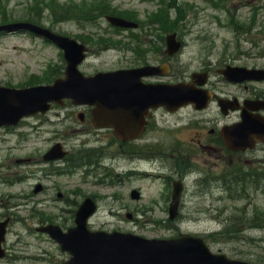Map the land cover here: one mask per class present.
<instances>
[{"label":"rangeland","instance_id":"1","mask_svg":"<svg viewBox=\"0 0 264 264\" xmlns=\"http://www.w3.org/2000/svg\"><path fill=\"white\" fill-rule=\"evenodd\" d=\"M64 1V0H62ZM78 2L80 0H77ZM114 4L122 5L124 7H134L139 9L140 12L143 13V10L147 9L148 5L146 2H142V0H112ZM190 2V0H188ZM31 0H12L9 4V17L10 18H21L24 19L26 17L31 16L29 13L26 14V7H29ZM152 7H149L151 9ZM147 11V10H146ZM249 11L246 9L242 16H239L240 19L245 20L248 17ZM241 15V14H240ZM46 24L52 23L51 18L49 16L44 17L43 19ZM207 20L200 18L197 21V25L194 28H199L202 25H205ZM91 28V25H89ZM102 27H106L102 24ZM55 29L76 36L81 29L78 27L77 22L75 21H66L63 24H55ZM214 33L218 36L217 46L219 49H223V41L219 40V36L221 34L226 35L223 28L216 29L214 27ZM195 45L194 47H196ZM95 53V50L94 52ZM56 61L57 67L62 66L61 63L62 57L60 52L52 47L49 44L44 43L41 39L32 38L29 35L25 34H10L4 35L0 37V83H6L8 81L17 84L24 81L31 73H40L45 69V65L48 61ZM119 64V53L115 48H109L105 51H102L100 54H91L88 62L86 63V68L88 70H96L101 68H112L116 67ZM113 189L111 188H102L101 194L103 195H111L113 193ZM110 197V196H108ZM108 202H111L114 209L119 208L120 202L115 199H110V201L105 202L103 208L97 216V221L99 223H105L113 226H122V228L128 227H139L140 232L154 236L160 235L164 232L159 228H144L141 223L132 224L129 222L127 218V211L114 210L111 212ZM27 214V213H24ZM23 218V214L18 213V219ZM66 218H69L66 216ZM18 219L16 223L19 222ZM32 225V224H31ZM189 229H197L196 226H186ZM15 229L22 230L19 224H15ZM19 237L17 235L10 236V245H13L16 241H18ZM25 240L32 241L26 245V248H29L30 256H44V259H24L19 262H13V264H57L61 259L60 253L56 247H54L51 243L39 242L38 239L33 237L32 239L28 236L24 237ZM39 247V248H38ZM220 248H224L227 250H235L238 253H255L256 256L259 254V249L257 245H242L237 243H221L219 244ZM23 249H18V251L22 252ZM45 251H48L45 253ZM19 252V253H20ZM262 255V254H261ZM1 264H9L6 262H2Z\"/></svg>","mask_w":264,"mask_h":264},{"label":"water","instance_id":"2","mask_svg":"<svg viewBox=\"0 0 264 264\" xmlns=\"http://www.w3.org/2000/svg\"><path fill=\"white\" fill-rule=\"evenodd\" d=\"M134 253L138 254L140 261L149 263L150 254L141 255L138 248H134ZM207 254L199 255L196 253H181L172 258L171 264H205V258ZM87 264H105L103 262H98L95 260V255L90 256Z\"/></svg>","mask_w":264,"mask_h":264},{"label":"bare ground","instance_id":"3","mask_svg":"<svg viewBox=\"0 0 264 264\" xmlns=\"http://www.w3.org/2000/svg\"><path fill=\"white\" fill-rule=\"evenodd\" d=\"M256 183H258V180H255V179H246V178H241L239 180L236 181V187L237 188H243L244 186H246L247 188H249L252 184L253 186L256 185ZM232 220H238L239 221V217L235 216L232 218ZM252 226H257V223L256 222H252L251 224Z\"/></svg>","mask_w":264,"mask_h":264}]
</instances>
